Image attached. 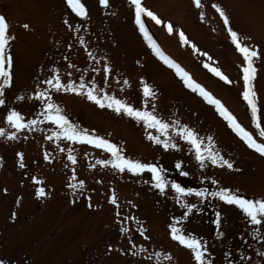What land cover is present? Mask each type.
<instances>
[{
    "label": "rangeland",
    "instance_id": "374dc122",
    "mask_svg": "<svg viewBox=\"0 0 264 264\" xmlns=\"http://www.w3.org/2000/svg\"><path fill=\"white\" fill-rule=\"evenodd\" d=\"M200 2L203 7L197 9L193 0H142L162 21L158 26L145 17V28L165 56L264 143L243 100L242 57L213 7L223 10L245 46L258 50L253 89L264 127V0ZM81 3L88 13L84 20L65 0H0V16L7 20L9 37H14L6 49L12 58L11 87L0 97L5 102L0 108V130L5 132L0 137V264H195L189 251L172 241V227L205 244L210 264H264V225L253 228L238 209L211 195L226 189L249 200L264 199V157L248 149L211 105L155 57L128 0H108V8L99 0ZM169 24L173 35L163 26ZM180 33L187 44L179 41ZM205 64L231 84L212 76ZM105 68L111 69L107 76ZM56 72L62 84L79 86L83 81L91 87L94 82L98 92L136 109L142 108L146 84L156 94L157 117L170 128L175 127L173 121L187 127L205 145L210 139L213 151L233 170L208 161L201 167L179 137L170 135L176 150L165 151L146 138L158 134L129 118L101 110L86 98L50 91L44 82ZM37 89L48 92L80 129L113 143L126 159L160 170L165 194L152 187L150 173L121 174L105 166L111 156L102 150L56 140L55 126L38 123L17 133L6 123L9 112L19 113L25 124L43 120L44 104L29 99ZM8 135L16 139L8 140ZM80 183L83 188L73 187ZM172 184L208 196L180 197ZM40 188L45 196L38 198ZM113 197L116 205L110 203ZM169 255L171 262L166 260Z\"/></svg>",
    "mask_w": 264,
    "mask_h": 264
},
{
    "label": "snow or ice",
    "instance_id": "6c2138e0",
    "mask_svg": "<svg viewBox=\"0 0 264 264\" xmlns=\"http://www.w3.org/2000/svg\"><path fill=\"white\" fill-rule=\"evenodd\" d=\"M129 4L134 9L135 23L140 30V34L144 37L148 44V47L152 50V53L160 60L166 67L173 70L176 76L184 83V86L193 93L198 94L202 99L211 105L219 116L227 123L228 127L232 132L247 146L248 149L257 153L259 156L264 157V143L257 142L248 131H246L241 125L236 121V119L224 108V106L214 99L205 89L200 87L198 84L194 83L191 77L185 73L178 65H176L172 60L165 56L157 44L149 36L148 31L145 28L146 17L148 21L154 22L156 25H162V21L153 14L150 10H147L142 3V0H128ZM67 6L71 9L72 13L81 20L88 18V13L86 8L81 3V0H65ZM100 5L103 8H108V0H99ZM193 3L197 9L203 7L200 0H193ZM215 8L220 20L223 21V26L228 29V36L231 39V43L235 50L242 57V63L240 66V71L242 73L243 80V100L247 104L248 108L251 109L252 119L254 121V126L256 127L257 133L261 141H264V127L261 126L260 119L258 117V107L256 104L255 93L253 89V83L256 80L257 69L254 66V61L260 59L258 50H254L249 46H245L241 41L239 35L232 31L229 27V19L222 9L219 7ZM67 23V21H65ZM166 27L169 35L174 34V29L172 25H163ZM27 28V25L24 26ZM9 25L5 17L0 16V81H2V87H0V97L4 96V89L11 87V66L12 58L10 55H6V49L10 43L9 35ZM179 41L182 44H187L183 33L179 34ZM193 51H196L193 48ZM204 67L212 76L216 77L218 80L222 81L225 85H230L231 81L218 71L214 67H210L205 64ZM111 72V69L105 68V76ZM50 91L56 93L66 92L77 97L86 98L88 102L100 108L101 110L107 109L113 112L117 116H124L134 121L137 125H141L147 132L155 133L148 134L147 140L152 142L154 145H159L163 147L165 151L169 148L175 149V145L171 142L170 135H175L179 137L185 144L191 147V150L195 154L196 161L203 167L206 161L210 162L213 167L226 168L229 171L233 170L231 163L224 160V158L213 151L215 145L209 139L207 145L201 141L197 134L187 127H182L173 121L174 128H170L169 124L166 123L161 118L157 117L155 114V92L144 84L142 88V95L144 98V103L141 109H136L129 106L126 102L110 96L106 93L98 92L96 84L93 82L91 87H87L83 81L80 82L79 86L73 83L62 84L59 73H55V78L44 82ZM127 83V82H125ZM19 99L23 100V97ZM29 99L33 101H40L44 104L43 110L40 113L43 116V120L32 121L29 124L23 122V117L16 111H11L7 114L6 123L17 133L23 132L26 128L31 129L38 123H47L48 125L55 126L58 132L55 134L56 140L63 139L64 141L73 145H86L93 149L102 150L111 156V162L106 167H111L117 172L123 174L125 172L131 174L132 176H139L144 173H150L151 179L154 181L152 187L156 188L161 195H164L167 188L166 182L161 174V171L156 167L146 166L138 161H132L126 159L121 154V149L118 148L113 143L96 136L95 133H90L86 129H80L78 126L70 122V119L63 114V109L53 103L52 96L46 91L36 90V94ZM149 103H151V109L149 110ZM5 106V102L0 98V108ZM5 132L0 130V137L4 136ZM163 138V139H161ZM8 140H15V135H8ZM22 159V157H21ZM47 160L48 158L45 157ZM69 161L74 165L76 163L75 157L69 153ZM50 162V161H49ZM179 170L181 165L176 166ZM181 175H187L186 173H181ZM75 179V177H73ZM36 183H42V181H35ZM73 187L83 188V183L79 185H73ZM172 191H174L180 197L196 196L207 198V192H188L177 184L171 185ZM212 197L218 199L225 205L234 206L238 209L242 215L247 219L250 225L259 229L264 225V199L262 200H249L247 198L239 197L238 195L232 194L229 190L220 189L219 191L211 193ZM45 196L43 188L38 189L37 197L41 198ZM110 203L116 205V199L113 197ZM118 207V205H117ZM193 211V209L188 208V212ZM179 223V221H176ZM217 227H219V218L217 219ZM123 231V229H122ZM140 235L144 236V231L140 230ZM170 235L172 241L177 243L183 249L188 250L191 254L195 264H210L209 260L206 258L208 256L207 246L203 244L200 240L193 238L191 235L184 234L180 228L172 227L170 228ZM254 239H259L258 236H254ZM145 239L147 237L145 236ZM264 254V253H261ZM166 260L171 262L172 257L169 255Z\"/></svg>",
    "mask_w": 264,
    "mask_h": 264
}]
</instances>
